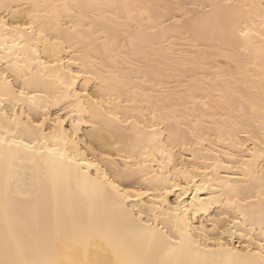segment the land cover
Wrapping results in <instances>:
<instances>
[{
	"label": "bare ground",
	"instance_id": "obj_1",
	"mask_svg": "<svg viewBox=\"0 0 264 264\" xmlns=\"http://www.w3.org/2000/svg\"><path fill=\"white\" fill-rule=\"evenodd\" d=\"M4 2L13 5L5 10L6 19L21 25L35 19L40 24L37 31L42 29L45 38L25 34L21 39L17 33L0 29V66L9 56L11 63L29 66L21 69L23 75L17 73L15 94L0 83V95L6 97L0 100V136L24 143L47 137V147L59 146L76 154L72 136L66 137L65 148V137L51 135L55 127L51 120L43 132L28 131L38 122L29 121V116L43 112L39 107L42 99L49 103L56 99L66 71L59 66L49 71L39 60L51 66L58 65V60L69 65L79 59L80 66L71 63L70 71L85 66L89 71L76 80L73 96L87 92L103 103L97 106L85 99L75 113L79 123L71 116L65 121V133L76 125L73 135L80 144L79 153L86 157L81 172L76 166L69 169L66 161L59 163L39 147L29 152L15 146L8 152L10 168L6 169L2 154L8 145L0 148V259L17 242L58 239L74 221L77 225L83 221L93 233L126 237L131 250L123 258L258 262L260 257L253 254L264 238V25L260 0ZM241 30L249 32L247 39L240 35ZM25 79L36 90V101L28 99L33 95L28 91L17 106L15 84H24ZM57 107L51 104L52 117ZM13 110L15 123L11 122ZM91 162L100 164L101 173H109L122 188L149 193L156 192L157 182H165L160 179L163 164V177L172 176L166 181L172 190L163 202L158 195L120 196L110 188L95 194L93 182L85 186V173L97 175L96 169L87 167ZM176 168L187 169L189 175L177 174ZM6 175L11 182L7 210ZM184 188L186 195L181 191ZM181 195L177 220L170 207L177 205ZM209 197L214 198L210 203H201ZM236 220L240 223L222 236L223 229ZM149 224L158 241L165 232L179 238L177 228L191 232V239L200 241V256L195 255L194 242L191 254L169 256L168 247L159 242L149 249ZM201 225L205 233L213 234L207 240L195 231ZM215 239L224 240L225 251L205 255V245L219 247L212 243ZM93 245L87 255L81 249L77 258H115L99 235ZM228 248L232 251H226Z\"/></svg>",
	"mask_w": 264,
	"mask_h": 264
},
{
	"label": "snow or ice",
	"instance_id": "obj_2",
	"mask_svg": "<svg viewBox=\"0 0 264 264\" xmlns=\"http://www.w3.org/2000/svg\"><path fill=\"white\" fill-rule=\"evenodd\" d=\"M192 7H195L193 5ZM13 5L5 3L4 0H0V29H4L6 32L10 33H17L20 35L21 39H24L25 34H30L38 37L39 39L45 38V33L41 29L37 31L40 27V24L37 20L33 19L31 23L25 22L23 25L20 23L10 22L5 17L7 16V11L11 10ZM260 9H261V24L264 25V0H260ZM176 23H181L180 20H177ZM240 35L247 39L249 37V32L241 30ZM262 39H264V35H262ZM59 41H53V44H58ZM115 43V42H114ZM12 52V49L9 48V53ZM39 56V53H37ZM41 65H44L46 69L49 71H55L56 67L59 66L62 69H65L64 78L60 81L63 88L60 90L59 94L56 96L54 101L46 102L42 99V103L39 107L43 108V112H38L35 116L30 115L29 121L36 120L38 121L34 127L28 128L26 125L25 127L28 128L30 133L35 132H43V128L46 126V122L51 120L55 127L51 135L57 136V134H61L65 137L64 146L65 148L68 147V140L66 137L72 136V145L76 149V154L73 155L69 152H65L61 150L59 146L57 147H47V144L50 141L47 140V137L43 141H38L37 143H24L23 140H9L5 136H0V148H3L5 144L8 145L7 151L2 154L3 159L5 160L6 169L10 168V163L8 160V152H10L15 146L17 149L24 148L29 152H36L37 148L39 147L42 152H46L49 157H56L58 158V162L63 164L65 161L71 169L72 166H76V171H82V165L86 163V157L83 154L79 153L80 144L77 143L75 136L73 135L76 125L74 124L72 129L69 132H64L65 121L71 118L77 120L75 113L79 112L83 101L87 99L93 105H100L103 103L102 100H93L92 96H89L87 92L81 95L79 92H76L73 96V92L75 89L73 85L75 84L77 79L84 77L85 73L89 71L87 66L80 68V70L72 72L70 71L69 65L71 63H76L78 67L81 64L79 59H75L73 61H69V65H65L62 60H58V65H46L44 64L43 60L38 61ZM95 64V61H93ZM29 67L27 64L21 65L19 63H11V56L7 59H4L3 66H0V83L6 85L8 89H13V82L16 80V75L19 73L23 75L21 69ZM29 70H31L29 68ZM15 88L19 89L18 97L16 98L17 106H19L21 100L27 95L28 91H32L33 95L29 96L28 99L35 102L36 101V90L33 88L28 87L27 79H25V83L21 84L17 82L15 84ZM66 89V91H65ZM15 94V89H13ZM94 95V94H93ZM6 97L0 95V100L5 99ZM51 104L58 105L56 109L55 117H52L49 113V108ZM65 105H69V107H65ZM59 108H63L64 112L61 113ZM30 111V109H29ZM23 115V112L21 113ZM3 116L7 121L8 113L4 112ZM16 114L15 110H13V114L11 117V122H16ZM114 119H119V117H115ZM131 123V122H130ZM88 149L86 148V151ZM109 159H111L109 157ZM77 161H80V164H77ZM230 166V165H229ZM87 167L90 169H96L97 175L95 177H91L89 173H85L87 179L85 180V186L89 182H93V192L95 194H104L107 189L114 190L120 196H130L132 193H135L138 197L140 196H149L150 194L153 196L158 195L161 202L164 201V196L168 191H171L169 184L166 182L167 180L172 179L171 174L167 177H163L162 173L164 170V165L161 164V177L160 179L164 180V183L157 182L155 186L156 192L149 193L145 191L138 190L136 188H122L119 182H116L115 178H110V174L107 172L101 173L100 164L91 162L87 163ZM171 167V164H169ZM176 173L180 175L188 176L187 169L176 168ZM261 184L264 185V172L261 174ZM144 185H141V188ZM179 187V185H177ZM181 191L186 195L187 189H181ZM11 192V182L8 179V176L5 177V209L7 210L8 207V200L9 194ZM183 196L178 197L177 205H173L170 207V213L174 214L179 219V209L178 204L179 200H182ZM214 198L209 197L207 201H202L201 203H210ZM231 203H235V201H231ZM160 207V205H157ZM159 219V217H157ZM171 219V216L168 217ZM240 222L239 220L234 221L232 224H228L226 228L223 229L221 235L223 236L224 233L230 232L234 225H238ZM149 230L147 239H148V246L149 249L152 248L154 244L159 242L161 245L168 247V255H178L183 254L185 251L187 254H191L194 250L191 248L192 243H195V255L196 257L200 256L199 249L201 248V244L199 240L193 241L191 239L192 233L182 231L180 228H177L179 232V238L173 239L174 234L160 233L159 234V241H158V234L156 230L153 228L151 224L147 226ZM199 232L204 240L208 239L209 235H213L212 233H205L203 225L200 228L195 230ZM96 235H99L100 238L104 239L107 243L108 247L111 249L112 256L115 257L114 259L110 260H100V259H80L77 258L80 254L81 249L84 250L85 255H87V249L89 247L94 246L93 240ZM241 236L244 235L243 232L240 233ZM187 240V249H185V242ZM249 240H252V237L249 236ZM214 245H218L219 247L209 249L207 245L204 246V254L207 255L208 253H218L225 251L224 247V240L223 239H215L212 241ZM259 251L254 253L253 255L259 256L260 260L258 262L254 261L253 264H264V238H262L258 244ZM131 250V245L129 240L126 237H119L112 235L111 233H93L83 221H80L77 225V222H73V224L68 227L64 233L57 239H34L28 243H20L17 242L14 249H7L6 248V258L0 259V264H221L219 261L215 260H207V259H160V260H152V259H138V258H123L128 255ZM226 251L231 252L230 248L226 249ZM249 252H251V248H249ZM231 264V262H228Z\"/></svg>",
	"mask_w": 264,
	"mask_h": 264
}]
</instances>
